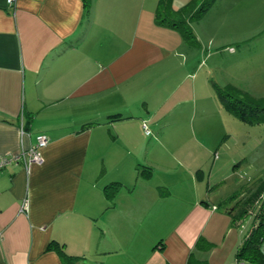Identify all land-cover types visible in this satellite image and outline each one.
<instances>
[{
  "label": "crops",
  "instance_id": "0c3cea01",
  "mask_svg": "<svg viewBox=\"0 0 264 264\" xmlns=\"http://www.w3.org/2000/svg\"><path fill=\"white\" fill-rule=\"evenodd\" d=\"M158 1L0 0V154L49 139L0 170V264H62L52 241L77 264L241 260L249 230L224 202L244 191L219 190L214 143L191 135L222 107L203 68L217 50L158 25Z\"/></svg>",
  "mask_w": 264,
  "mask_h": 264
},
{
  "label": "rangeland",
  "instance_id": "374dc122",
  "mask_svg": "<svg viewBox=\"0 0 264 264\" xmlns=\"http://www.w3.org/2000/svg\"><path fill=\"white\" fill-rule=\"evenodd\" d=\"M189 1L176 0L174 8H181ZM189 25L194 36L198 31L205 52L217 50L214 56L210 55L213 58H205L203 67L205 74L210 67H216L208 74L217 84L213 88L214 95L219 99L216 87L230 85L240 92L237 98L244 103L257 100L258 107L264 108V0H214L211 7L199 19H192ZM189 44L199 43L196 40L195 44ZM219 103L223 107L220 100ZM222 107L219 112L214 110V114L205 111L202 125L210 126L207 133H199L197 119H193L191 125L195 128L191 135L194 141L202 140L204 135L214 143L208 163L211 164L216 152L221 164L218 174L228 178L219 184L221 192L249 191L259 180H264V110H253L254 115L249 116L255 122L248 123ZM225 204L230 205L231 200ZM255 207L259 209L258 205ZM255 214L252 212L243 218L240 226L246 232ZM261 251L264 254V242ZM80 262L89 264V260Z\"/></svg>",
  "mask_w": 264,
  "mask_h": 264
},
{
  "label": "trees",
  "instance_id": "16d2710c",
  "mask_svg": "<svg viewBox=\"0 0 264 264\" xmlns=\"http://www.w3.org/2000/svg\"><path fill=\"white\" fill-rule=\"evenodd\" d=\"M82 1L87 12L90 0ZM172 1H158L155 12L156 23L177 30L185 42L195 44V36L189 23L192 19H199L211 7L214 0H190L184 6L177 9L172 6ZM216 90L223 107L244 122H255L253 121L254 119H250L249 115H254V111L264 110V108L258 107L257 100H251V104H247L242 99L237 98L240 92L233 86H218ZM247 109L251 111L248 112ZM144 171L145 169L140 170L139 175L143 176ZM119 188V183H112L107 185L104 190L107 197L111 199ZM239 195L234 194L225 200V202L229 199L231 202L234 201L226 209V213L231 216L232 225L239 227L247 214L252 212H256V214L243 244L237 250V258L256 264L264 263V254L261 252V243L264 242V180H259L258 185L256 184L251 187L249 191L246 189L243 196L237 199ZM257 205L259 209L255 207ZM46 250L56 251L61 258L62 264H75L78 259L75 256L67 254L64 250V245L58 242H50Z\"/></svg>",
  "mask_w": 264,
  "mask_h": 264
},
{
  "label": "built area",
  "instance_id": "2783aa9c",
  "mask_svg": "<svg viewBox=\"0 0 264 264\" xmlns=\"http://www.w3.org/2000/svg\"><path fill=\"white\" fill-rule=\"evenodd\" d=\"M16 0H7L8 4H12ZM230 51H233L231 48ZM143 131L145 134H149L148 123H143ZM49 139L45 135H37L36 142L27 148H20L17 152L7 155L0 154V170L12 163H22L25 168H29L32 164L39 163L41 161V151L48 145ZM26 205L22 207V211L26 210ZM232 264H249L244 260H236Z\"/></svg>",
  "mask_w": 264,
  "mask_h": 264
}]
</instances>
